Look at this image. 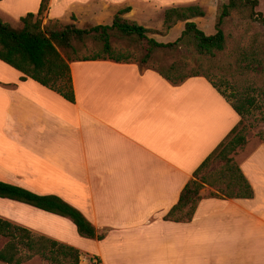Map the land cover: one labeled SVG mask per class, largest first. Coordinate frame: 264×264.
<instances>
[{
  "label": "crops",
  "instance_id": "crops-1",
  "mask_svg": "<svg viewBox=\"0 0 264 264\" xmlns=\"http://www.w3.org/2000/svg\"><path fill=\"white\" fill-rule=\"evenodd\" d=\"M183 1L49 0L43 19L110 25L129 7L124 18L140 25L138 10L162 19ZM40 2L0 0V9L19 20L36 14ZM69 67L73 103L31 79L20 81L21 73L0 61V181L60 198L104 238L81 237L69 219L6 199L0 218L75 248L79 264L92 257L100 264H264L262 142L247 137L234 156L251 199L205 197V186L190 222L163 220L196 168L239 123L226 100L203 77L174 86L132 62Z\"/></svg>",
  "mask_w": 264,
  "mask_h": 264
},
{
  "label": "trees",
  "instance_id": "trees-1",
  "mask_svg": "<svg viewBox=\"0 0 264 264\" xmlns=\"http://www.w3.org/2000/svg\"><path fill=\"white\" fill-rule=\"evenodd\" d=\"M49 0H41L36 14L27 13L19 19L21 28L15 29L0 19V61L21 73L20 81L31 79L41 86L59 94L66 101L74 102V92L69 64L75 61L110 60L116 63H130L131 55L116 51L111 44L115 37L135 45L146 44V53L139 64L147 65L151 56L159 52H173L181 47H191L196 53L193 62L196 67L187 68L184 61L173 62L165 67L149 66L171 85H179L192 77H203L222 96L232 110L240 117L239 123L196 168L192 178L180 192L177 203L163 217L165 221L190 222L201 200L200 191L224 187L222 196L210 194L218 199H251L253 191L241 173L234 156L238 148L247 144L244 122L252 112L264 111V90L256 83V78L264 81V44L237 55V65L229 78L220 75L215 67L204 66L203 59L214 57L226 47V38L221 27L229 16L236 12L250 22L264 27V16L257 13V0H227L215 20V33L206 35L192 21L203 18L204 11L198 5L178 6L165 9L160 35H166L177 24L184 23L180 36L173 42L161 43L147 34L151 33L135 21L124 18L129 7L118 10L110 25L86 24L78 28L73 24L63 25L58 21H48L42 25ZM71 20H75L71 17ZM158 34V33H157ZM92 40L98 51L88 56H77L75 45H84ZM65 52V55L60 53ZM223 87V89H221ZM261 97V98H260ZM261 120L264 121V115ZM259 137L264 144V134ZM213 160L221 163L219 169L197 178L198 174ZM0 199L25 204L44 212L69 219L78 234L87 239L102 240L104 234L97 235L95 228L75 208L52 195L40 196L23 188L0 181ZM0 236L7 240L0 250V263L24 264L38 257L44 264H79V252L71 246L54 241L42 235L33 234L26 228L0 218Z\"/></svg>",
  "mask_w": 264,
  "mask_h": 264
},
{
  "label": "rangeland",
  "instance_id": "rangeland-1",
  "mask_svg": "<svg viewBox=\"0 0 264 264\" xmlns=\"http://www.w3.org/2000/svg\"><path fill=\"white\" fill-rule=\"evenodd\" d=\"M169 1V0H168ZM174 3L177 0H172ZM258 6L255 9L257 13H260L264 16V0H257ZM227 0H188L179 2L182 6L186 5H198L204 11L203 18H196L193 22L197 27L202 30L206 35H211L215 33V20L219 14L221 6L226 3ZM172 3V4H174ZM175 6V5H174ZM178 7V6H175ZM161 17L157 13L155 15L153 11H140L138 10L134 16V19L140 23L143 27L150 30L151 33H148V38H152L157 42L168 43L175 41L181 34L184 25L181 23L178 26L170 30L169 35H160L162 24L160 23ZM0 19L10 24L13 28H21V23H18L19 20L13 18L9 13L0 9ZM80 20H84L83 17H80ZM48 21L42 19V25H45ZM106 23H110V20H107ZM72 24V23H71ZM74 25V24H73ZM78 28H82L83 25H76ZM179 29H181L179 31ZM226 38V47L225 50L221 53H217L214 57L204 58L203 65L210 67H215L217 69L218 76L214 77L213 80L219 78L220 75L226 76L229 78V74L232 73L237 65L236 61L238 60L237 55L242 51H248L255 41L254 47H259L264 44V27L257 24L256 22H250L248 19L239 15L236 12H233L229 18L224 21V24L221 27ZM158 33V34H157ZM111 44L116 51L127 52L131 55L132 59L130 62L137 64L141 69H144L149 66L156 67H165L173 62L184 61L187 65V68L196 67L193 59L197 56L196 53L192 50L191 47H181L179 50L173 52H155L149 63L147 65L139 64V60L146 53V44L145 42L142 45H135L127 41L119 40L115 37L111 38ZM77 49V56L92 55L98 51V45L92 40L87 41L84 45H75ZM62 55H65V52L60 50ZM256 83L258 86H261L264 90V81H260L256 78ZM223 89V87L221 88ZM261 98V97H260ZM264 103V101H263ZM264 111L261 114L259 111H254L252 114L245 119V136L249 137L252 143L261 142L259 137L260 133L264 134V121L261 120ZM235 160V158H234ZM236 162V160H235ZM237 163V162H236ZM221 163L217 160H213L207 167H205L197 176L199 179L204 175L213 173L219 169ZM205 187V186H204ZM203 187V188H204ZM224 187L219 188H209L205 189L203 195L209 197L210 194H215L217 196H222ZM200 194V193H199ZM7 240L0 236V250L6 244ZM44 261H41L38 257L32 258L30 261L24 264H44ZM2 264V263H0Z\"/></svg>",
  "mask_w": 264,
  "mask_h": 264
},
{
  "label": "built area",
  "instance_id": "built-area-1",
  "mask_svg": "<svg viewBox=\"0 0 264 264\" xmlns=\"http://www.w3.org/2000/svg\"><path fill=\"white\" fill-rule=\"evenodd\" d=\"M84 264H100L99 260L97 258H90L88 259Z\"/></svg>",
  "mask_w": 264,
  "mask_h": 264
}]
</instances>
